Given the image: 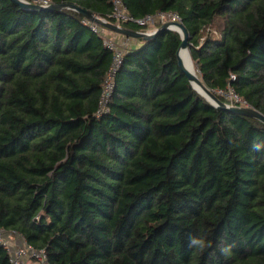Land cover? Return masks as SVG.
<instances>
[{"label": "trees", "instance_id": "trees-1", "mask_svg": "<svg viewBox=\"0 0 264 264\" xmlns=\"http://www.w3.org/2000/svg\"><path fill=\"white\" fill-rule=\"evenodd\" d=\"M43 1L114 23L111 0ZM122 1L178 14L207 88L264 114V0ZM85 21L0 0V229L46 264H264V123L194 90L175 31L132 38L100 113L113 54Z\"/></svg>", "mask_w": 264, "mask_h": 264}, {"label": "built area", "instance_id": "built-area-1", "mask_svg": "<svg viewBox=\"0 0 264 264\" xmlns=\"http://www.w3.org/2000/svg\"><path fill=\"white\" fill-rule=\"evenodd\" d=\"M111 2L113 10L110 17L114 20V24H117L119 26H122L123 23L135 24L145 29L143 32L150 34L156 30L157 23H160L161 25L167 23L182 24L181 17L178 14L172 12H160L156 15H147L142 18H135L127 13L126 7L123 4L122 0H111ZM34 3L43 6L50 5L47 1L43 0H34ZM85 23L91 25V29L103 39L104 46L109 49L113 54V63L107 74L100 102V113H102L106 111L108 99L114 88L115 73L121 64L124 51L129 48V44H119L116 38L114 39L107 36L104 32L105 30H107V28H102L98 24H95L88 19H86ZM153 27L155 29L151 30V28ZM172 29H174L178 33L181 32V30L177 26H172ZM231 79H235L234 75L232 74ZM219 94L223 95L226 99H228L231 102V105L249 107L248 104L241 98H239L234 92V90L231 88H229L226 93L219 92ZM7 236L8 232L4 231L3 229H0V244L8 251L10 255L11 264H29V260L31 259L38 260L37 263L39 264H46V257L43 251H37L30 248L26 245L25 241L21 237L16 242V244H13L7 239Z\"/></svg>", "mask_w": 264, "mask_h": 264}, {"label": "water", "instance_id": "water-1", "mask_svg": "<svg viewBox=\"0 0 264 264\" xmlns=\"http://www.w3.org/2000/svg\"><path fill=\"white\" fill-rule=\"evenodd\" d=\"M12 1L19 4L22 8H24L26 10H30V11L31 10H33V11L34 10L57 11V10H63V9L74 10V11L78 12L81 16H83L85 19H88L95 24H98L102 27L107 28L110 31L121 34V35L126 36L128 38L150 40V39H153L154 37H156L157 35H159L163 32L175 31L174 29H172V26H177L181 30V32H179V34L181 35V39H182V44H181L180 50L178 52L179 67L182 70V72L189 79V82L191 83L194 90L200 96H202L207 102H209L212 106H214L216 108L224 109V110H227V111L235 113V114H240V115L252 117V118H255V119L264 123V114L258 110L252 109L250 107L234 106L231 104L221 102L215 96V94H213V92H211L207 88V86L204 84L203 80L198 75H195L187 67V65H185V63L182 60V56H181L183 51L187 52V55L190 59L191 66L194 67V64H193V61H192L191 55H190L189 34L187 32V29L185 28V26L183 24H177V23L163 24L161 27L157 28L153 33L148 34L145 32L133 31V30H130L128 28H124L122 26H119L117 24L108 22L105 19H102V18L96 16L94 13H92L88 10H84L82 8H79V7H77L75 5H71V4L43 6V5H39V4H31V3L27 2L26 0H12ZM194 83H196L198 86L203 88L207 92L209 97H206V96L202 95L201 93H199L197 91V89L195 88Z\"/></svg>", "mask_w": 264, "mask_h": 264}, {"label": "clouds", "instance_id": "clouds-1", "mask_svg": "<svg viewBox=\"0 0 264 264\" xmlns=\"http://www.w3.org/2000/svg\"><path fill=\"white\" fill-rule=\"evenodd\" d=\"M259 147V146H257ZM210 246L209 243L203 239V238H199V237H189V247L190 248H196V249H205L206 247ZM232 245H228L226 247H222L220 249L221 254L225 255V256H231L232 255Z\"/></svg>", "mask_w": 264, "mask_h": 264}, {"label": "rangeland", "instance_id": "rangeland-1", "mask_svg": "<svg viewBox=\"0 0 264 264\" xmlns=\"http://www.w3.org/2000/svg\"><path fill=\"white\" fill-rule=\"evenodd\" d=\"M155 28L153 27V28H151V30H154ZM157 29V28H156ZM105 32V34L107 35V36H109V37H111V38H117V36L119 35L118 33H115V32H113V31H110V30H105L104 31ZM193 70H194V72L196 73V71H195V68L193 67ZM8 238V240L9 241H11L13 244H16V242L19 240V238H20V236H18L17 234H15V233H8V236H7ZM30 262H29V264H31V263H37V261L38 260H35V259H31V260H29ZM32 261V262H31Z\"/></svg>", "mask_w": 264, "mask_h": 264}, {"label": "bare ground", "instance_id": "bare-ground-1", "mask_svg": "<svg viewBox=\"0 0 264 264\" xmlns=\"http://www.w3.org/2000/svg\"><path fill=\"white\" fill-rule=\"evenodd\" d=\"M181 56H182V60H183V62L185 63V65H187V67H188V68H189V69H190L195 75H197V74L194 72L193 67L191 66L190 59H189V57H188V55H187V52H186V51H183L182 54H181ZM194 85H195V88L197 89V91H198L199 93H201L202 95H204V96H206V97H209L208 94H207V92H206L203 88H201L200 86H198L196 83H194Z\"/></svg>", "mask_w": 264, "mask_h": 264}, {"label": "crops", "instance_id": "crops-1", "mask_svg": "<svg viewBox=\"0 0 264 264\" xmlns=\"http://www.w3.org/2000/svg\"><path fill=\"white\" fill-rule=\"evenodd\" d=\"M116 40L119 42V44H122V43H127L129 44V47H133L134 45H138V42L135 40V39H130L126 36H123L121 34H119L116 38ZM31 264H39V263H31Z\"/></svg>", "mask_w": 264, "mask_h": 264}]
</instances>
